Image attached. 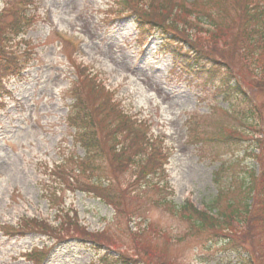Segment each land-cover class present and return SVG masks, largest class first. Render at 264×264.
Returning <instances> with one entry per match:
<instances>
[{
  "label": "rangeland",
  "instance_id": "1",
  "mask_svg": "<svg viewBox=\"0 0 264 264\" xmlns=\"http://www.w3.org/2000/svg\"><path fill=\"white\" fill-rule=\"evenodd\" d=\"M127 1L0 0L2 24L22 9L31 17L23 42L11 46L22 54L21 70L12 60L0 72V264H33L52 247L45 264H251L264 257V230L251 233L256 224L232 225L227 240L196 230L189 213L177 211L241 207L242 182L259 174L254 156L263 150L250 149L257 141L264 148V47L259 55L257 38L244 37L235 1L204 0L214 23L227 28L225 38L213 43L191 26L192 43L179 42L187 54L174 60L159 34L143 28L149 1L131 0L138 3L129 8ZM83 70L109 93L93 92ZM73 90L88 104L106 95L115 101L137 123L146 154L137 159L131 146L120 168L105 151L85 159L67 121ZM97 121L100 145L109 120ZM153 148L160 166L146 159ZM95 183L106 184L116 209L96 199Z\"/></svg>",
  "mask_w": 264,
  "mask_h": 264
},
{
  "label": "trees",
  "instance_id": "2",
  "mask_svg": "<svg viewBox=\"0 0 264 264\" xmlns=\"http://www.w3.org/2000/svg\"><path fill=\"white\" fill-rule=\"evenodd\" d=\"M147 1H149V3L145 7L144 14L148 19L146 25H144V28L147 26V28H150V30H153L159 34L160 38H162L163 49L173 54L176 60H182L180 59L182 54V45L179 42H185L188 44L192 43L193 35L190 37L186 31L187 28L192 29L191 26L194 28H200V32L207 35L213 43L218 41L222 42L225 38V35L222 32H225L227 28H225L222 24L214 23L209 10L206 12L207 9L203 7L204 0H191L190 2L185 0H162V3L159 2L160 0ZM233 1H235L238 9H240V11L237 12V16H239V23L244 25V29L242 30L243 35L248 41H255L257 38L258 47H256V50H261L259 53L260 55L263 51L262 48L264 47V8L260 6V0ZM137 3L133 4V2L129 0L126 2V7H132ZM209 4L212 5L211 0L209 1ZM150 13L154 14L155 16ZM149 14L153 16V18ZM22 20L24 22L27 21L26 17H22ZM22 20L21 18H18L13 23H11L9 27L10 32H13L14 34L17 32L20 34L23 33L22 28L24 25L22 24ZM136 20V22L140 23L139 18ZM177 22L185 25V28L179 27ZM204 27L206 29H204ZM173 43L178 45V47L174 46ZM232 43L235 45V42ZM225 48L228 49V47ZM183 66L186 70H189L190 68V66ZM258 84L260 90H264V81L263 83ZM232 87L235 88L234 93L235 91L236 93L240 92L239 88L235 86ZM76 100V105L73 108L75 114L69 120L77 130L74 133V137L83 148L85 152V159H90L91 157H101L103 155V151L107 149L105 152L110 158V161L120 168L121 164L123 163L129 164L130 161L129 157L127 156V151L131 146L137 150V159L140 160V154H146V150L144 149L142 141L144 136L137 132V123L128 118L126 114H123V117L120 118L119 121H115V114L109 118L107 117L106 121L109 120V122H106V126L111 123L112 125L111 128L107 130L108 133L104 135L103 140L100 141L99 145L97 141L98 126L96 125L98 114L87 108L80 107V99L76 98ZM107 142L111 143L110 147L105 145ZM136 142H140V144H134ZM97 144L100 146L99 148L101 150L97 148ZM257 150H263L259 155L254 156V160L256 161V164L259 168V174H255L254 171H251L249 174V180L247 182H242L240 190L243 192V197L242 201L239 202L241 207L234 206L233 203H228L225 208L218 209L219 211L217 208L210 209L212 211H216V214L212 215L209 213H199L194 210L191 212L190 210L186 209V204L185 207L181 208L179 211L183 210L189 213L186 218L191 223L192 227L203 232L206 230H211L216 232L218 237L220 235L227 237V240L230 238L233 230L236 229L232 225H241L243 228H249L251 227V223H254L257 225L256 228L251 229V233L254 236L256 231L260 232L261 230H264L263 142L257 141L255 147L250 149V152L254 154ZM157 153L158 151L156 149H150L149 155H147L146 159L150 160V162L151 160H154V162L160 166V162L156 160ZM95 184V188L92 187V192L95 194V197L101 202L111 205L114 207V209H116L115 204L110 201L115 200L111 196L107 195L106 189H104L106 184ZM221 196L222 192L219 191L216 201L219 200ZM214 206H216L215 203ZM251 233H248L250 239L253 238ZM84 237L88 238L92 242H95L94 236H90L85 233ZM253 258V260L249 261L251 264H253V262H256L257 264H264V257L260 253L256 254ZM42 261L43 258L38 264H41Z\"/></svg>",
  "mask_w": 264,
  "mask_h": 264
}]
</instances>
